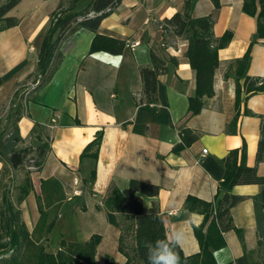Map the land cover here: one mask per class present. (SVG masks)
I'll return each instance as SVG.
<instances>
[{"label": "crops", "instance_id": "crops-1", "mask_svg": "<svg viewBox=\"0 0 264 264\" xmlns=\"http://www.w3.org/2000/svg\"><path fill=\"white\" fill-rule=\"evenodd\" d=\"M6 1L0 0V6ZM65 1L21 0L7 14L18 25L3 29L0 24V115L34 73L50 17ZM184 2L122 0L101 22L97 34L139 45L133 50L125 49L119 56L101 51L91 54L95 34L80 29L61 43L62 62L50 81L27 99L17 123L22 139L18 149L47 143L50 150L40 172L32 174L34 190L20 208L31 232L39 218L38 204L42 206L46 214L43 236L52 254L60 249L62 240L84 244L99 236L95 264H124L125 258L118 251L121 232L109 224L103 202L113 189L126 197L130 181L137 180L159 188L157 196L144 197L143 203L146 207L156 206L167 240L176 243L184 256L195 255L200 246L194 227L202 224L203 216L189 211L186 198L213 202L226 174L222 161L237 151L236 159L228 165L233 166V160L239 165L243 147L245 165L264 177V162H256L264 92L247 98L242 94L236 132L225 131L236 114L233 63L249 50L247 75L264 80V40L251 45L256 20L242 12L243 0H219V9L210 0L193 1L195 17H212L215 38L230 31L232 39L218 51L212 96L204 98L199 114L191 115L188 98L195 92V73L184 56L187 41L171 35L174 40L165 44V50L158 49L164 34L159 28L182 11ZM89 3L90 0H79L73 12L84 10ZM150 49L173 60L158 77L154 107L142 101L140 76L142 68L151 67ZM98 136V150L94 148L82 158L85 148ZM187 136L196 139L184 146ZM179 144L183 148L174 153L173 148ZM95 150L97 156L93 158ZM2 168L0 162V195ZM92 174L94 178L90 180ZM74 179L81 182L83 194L68 201ZM260 190L259 185L230 190L231 195L244 199L230 209L231 224L236 230L222 233L225 246L213 253L216 264H235L246 253H258L252 197ZM74 200L76 203L66 208Z\"/></svg>", "mask_w": 264, "mask_h": 264}, {"label": "trees", "instance_id": "trees-1", "mask_svg": "<svg viewBox=\"0 0 264 264\" xmlns=\"http://www.w3.org/2000/svg\"><path fill=\"white\" fill-rule=\"evenodd\" d=\"M20 1L7 0L0 6V24H2L3 29L18 25L17 20L8 17L7 14ZM192 1L194 0H185L182 11L165 20L162 26L172 29L174 37L184 38L187 41L184 56L191 70L195 73V92L193 96L188 98V112L191 115H197L204 106V98H209L213 94V78L219 67L218 51L230 43L232 33L226 31L220 38H215L212 32L213 19L211 16L190 17L189 11ZM210 1L215 9H219V0ZM77 2L79 0H66L65 4L60 2L57 10L50 17L37 54L35 71L26 78V81L33 80L36 83L32 93L37 92L50 81L62 62V55L59 51L61 43L69 35L80 29H86L95 34L90 46L91 54L101 51L112 56H119L126 49L124 41L102 37L97 34L101 22L113 13L122 0H90L89 5L84 10L76 13L73 11ZM242 12L256 20V32L251 45L258 40H264V0H243ZM160 54L150 49L151 67L140 70L142 101L147 107L156 105L158 77L166 72L167 63H173V60L164 59ZM249 63V50L241 59L233 63L236 76V114L231 123L226 126L225 131L228 134L236 132L242 102L241 95L243 94L247 98L251 94L264 92V80L251 78L247 75ZM240 80H243L242 85L239 84ZM21 91L22 86L11 100V105L15 104V110L8 117L7 128L0 130V162L3 164L1 183L7 170L16 171L19 168L26 167L29 169L33 167L35 169L34 173L40 172L50 150L47 143L40 144L36 148L18 149L19 144L22 142L17 126L23 116V107L19 100ZM245 113L249 114L247 110ZM195 139L194 136H187L183 140V145L187 146ZM100 140V136H98L85 148L81 157L87 156L88 152L94 148L98 150ZM183 145H176L173 152H179ZM97 150L91 154L93 158H96ZM237 153V151L230 152L227 160L222 161L226 168V174L213 202H204L191 196L186 198L189 211L199 212L203 216L202 224L194 227L200 251L192 256H184L176 243L167 240L165 228L156 206L154 204L151 207L144 205V197L153 198L158 195L159 188L157 186L131 180L126 197L113 189L104 200L103 209L109 224L118 228L121 232L118 251L125 258L124 264H149L148 249L154 246L157 241H165L174 249L179 257V264H216L213 253L225 246L222 233L236 230L231 224L230 209L244 199L240 196L231 195L230 190L241 185L261 186L260 192L252 197V202L258 236V253L261 254V264H264V177H259L254 168L245 165L244 147L240 150L241 161L239 165H236L234 160L233 166L228 165L231 159H236ZM256 162H264V118H262L260 128ZM30 174L31 172L27 170L15 201L12 200L7 191H4L1 195L0 241L8 237L10 247L14 249L13 251L18 252L15 256L1 261L2 264H25L21 261V252L33 246L36 242L34 239L39 241L43 237L46 214L40 204H38L39 218L32 233H29L21 219L20 206L34 190ZM93 178L92 174L90 180H93ZM221 192L224 193L219 198ZM237 233L239 234V231ZM100 240L99 236L91 237L84 244H73L62 240L57 253L45 254L37 250L35 261L26 264H95V251ZM6 246L8 245L3 247ZM254 254L255 252L244 254L235 261V264H253Z\"/></svg>", "mask_w": 264, "mask_h": 264}, {"label": "rangeland", "instance_id": "rangeland-1", "mask_svg": "<svg viewBox=\"0 0 264 264\" xmlns=\"http://www.w3.org/2000/svg\"><path fill=\"white\" fill-rule=\"evenodd\" d=\"M184 6V4H183ZM192 7H193V1L191 3V7H190V11H189V15L191 18H200V17H195L193 14H192ZM183 9V8H182ZM163 28H159V30H162V32L164 33L162 35V41H160V45L158 47V49H162V51L165 50V44L167 43H171L172 42V39L174 40L173 37H171L172 35V29L168 28V27H164L162 26ZM173 36V35H172ZM184 39V38H183ZM127 42V41H126ZM125 42V44H126ZM129 43V42H128ZM164 44V45H163ZM126 48V47H125ZM127 49V48H126ZM157 49V50H158ZM164 59H167L166 56L163 54V52H161L160 54ZM29 82H33V80H30V81H26L24 83V85L26 83H29ZM23 85V86H24ZM23 88V87H22ZM32 95V94H31ZM4 109V108H3ZM15 110V107L11 106L10 104H8V106H5V109L3 110V113L0 115V130H4L7 128V120H8V117L10 116V114ZM24 109H23V113H24ZM2 116V117H1ZM32 162L30 161V164ZM29 170L31 172L30 174V177H31V180H32V174L35 172V169L33 167L31 168H19L18 170L16 171H12V170H7V172L4 174L3 176V179H2V186H1V195L4 191H7L9 192L11 198L13 201H15L16 199V196L18 195V189L20 187V185L23 183L24 179H25V175H26V171ZM3 188V190H2ZM1 195H0V203H1ZM29 204V208L31 207V202L29 201L28 202ZM76 203V200H74L73 202H68L67 205H66V208L69 206V205H73ZM22 211V210H21ZM21 219H22V213H21ZM23 221V219H22ZM35 228V226H34ZM34 230V229H33ZM33 230L29 233H32ZM36 242L33 244V246H30L27 250H23L21 252V261L23 263H32L33 261H35V255H37V250H40L42 253H45V254H50L51 252L49 251V246L47 245V241L46 239L44 238V236L42 237V240H39L37 241L36 239H34ZM5 245H8L6 247H3ZM3 248H2V247ZM49 248V249H48ZM14 249L10 247L9 245V239L8 237H5L3 238L1 241H0V264L1 261L3 260H6L8 259L9 257L11 256H15L18 252L16 251H13ZM28 259H27V258ZM253 259H254V263L253 264H261V261H262V258H261V254L259 253H256L254 254L253 256Z\"/></svg>", "mask_w": 264, "mask_h": 264}, {"label": "clouds", "instance_id": "clouds-1", "mask_svg": "<svg viewBox=\"0 0 264 264\" xmlns=\"http://www.w3.org/2000/svg\"><path fill=\"white\" fill-rule=\"evenodd\" d=\"M147 255L149 264H179V257L165 241H157L149 247Z\"/></svg>", "mask_w": 264, "mask_h": 264}, {"label": "built area", "instance_id": "built-area-1", "mask_svg": "<svg viewBox=\"0 0 264 264\" xmlns=\"http://www.w3.org/2000/svg\"><path fill=\"white\" fill-rule=\"evenodd\" d=\"M139 43L136 42V43H128L126 42L125 44V47L127 49H130V50H133L136 46H138ZM36 87V83L34 82H29V83H26L23 88H22V91L20 93V102L22 104V107L23 109L25 110V107H26V104H27V99L29 98V96L32 94V91L34 90V88ZM13 107H15V104L14 105H11ZM150 107H154V105H150ZM25 112V111H24ZM55 120L52 121V123H54ZM202 154L205 155L206 154V150H202ZM80 181L78 179H74L73 180V189L71 190V192L67 195V200L68 201H72L73 199L77 198V197H80L82 196L83 194V191L82 189L80 188Z\"/></svg>", "mask_w": 264, "mask_h": 264}]
</instances>
